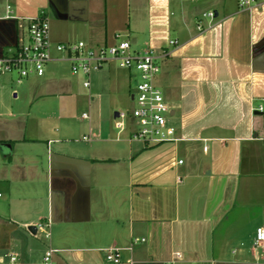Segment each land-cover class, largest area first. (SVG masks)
Returning a JSON list of instances; mask_svg holds the SVG:
<instances>
[{"label":"crops","instance_id":"1","mask_svg":"<svg viewBox=\"0 0 264 264\" xmlns=\"http://www.w3.org/2000/svg\"><path fill=\"white\" fill-rule=\"evenodd\" d=\"M239 1L0 0V55L42 13L52 43L43 74L0 73V264H40L47 247L56 264H264V0ZM116 32L164 52L175 141L114 125L125 69L85 86L54 48Z\"/></svg>","mask_w":264,"mask_h":264},{"label":"built area","instance_id":"2","mask_svg":"<svg viewBox=\"0 0 264 264\" xmlns=\"http://www.w3.org/2000/svg\"><path fill=\"white\" fill-rule=\"evenodd\" d=\"M250 1L240 0L239 4L246 5ZM208 14L212 15L213 12L209 11ZM175 42V39L170 40V43ZM51 48L49 20L42 13L28 22L26 38L10 52L0 55V73L15 72L19 80L31 74L41 75L44 73L46 62L51 58ZM54 48L69 62L72 73L84 76L85 86L89 84L90 73L109 62H114L135 78L134 84L129 87L133 106L129 110L118 111L114 122L117 128L126 129L129 137L140 139L147 144L178 139L171 121L172 107L155 80L164 52L159 54L152 48L134 49L129 39L120 32H116L114 41L109 43L90 44L83 39L65 40L56 42ZM255 109L263 112L264 104L258 103ZM82 116L86 117L87 113L82 112ZM257 137L264 140V130ZM178 162H182V159ZM44 236L47 237L48 233ZM253 245L264 250L263 226L255 229ZM56 253L57 249L47 247L40 264H56L53 259ZM105 258L113 262L118 261L114 250L108 252ZM14 261L15 257L10 256L9 262L13 264Z\"/></svg>","mask_w":264,"mask_h":264},{"label":"rangeland","instance_id":"3","mask_svg":"<svg viewBox=\"0 0 264 264\" xmlns=\"http://www.w3.org/2000/svg\"><path fill=\"white\" fill-rule=\"evenodd\" d=\"M115 69H117V70H119V71H121L120 69L121 68H118V66L115 64ZM79 81H80V76H79ZM134 82H135V78L133 77V76H130V80L128 81V86L130 87V86H132L133 84H134ZM120 101L118 102V104H116L115 106H117L118 108H121V109H123V110H129V109H131L132 108V106H133V103H132V101H131V99H130V97H129V91H128V89L126 88L125 89V92L121 95V97H120V99H119ZM78 109H74L73 110V114H74V116H75V119H79V113H80V107H77ZM37 236H41V234L38 232L37 233ZM44 236V235H43ZM45 237V236H44ZM46 238V237H45Z\"/></svg>","mask_w":264,"mask_h":264},{"label":"water","instance_id":"4","mask_svg":"<svg viewBox=\"0 0 264 264\" xmlns=\"http://www.w3.org/2000/svg\"><path fill=\"white\" fill-rule=\"evenodd\" d=\"M257 112V111H256ZM115 114H117V111L115 112ZM28 230L32 233L35 234L36 233V226L34 225H30L28 226Z\"/></svg>","mask_w":264,"mask_h":264}]
</instances>
